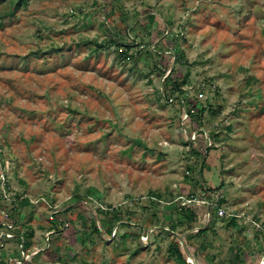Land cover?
I'll return each instance as SVG.
<instances>
[{"label":"rangeland","instance_id":"1","mask_svg":"<svg viewBox=\"0 0 264 264\" xmlns=\"http://www.w3.org/2000/svg\"><path fill=\"white\" fill-rule=\"evenodd\" d=\"M16 2L0 0V214L19 213L0 264H183L179 237L185 264L264 262V0Z\"/></svg>","mask_w":264,"mask_h":264},{"label":"trees","instance_id":"2","mask_svg":"<svg viewBox=\"0 0 264 264\" xmlns=\"http://www.w3.org/2000/svg\"><path fill=\"white\" fill-rule=\"evenodd\" d=\"M22 4H26V0H17L16 3H10V8H11L10 10H11V12L16 11V9L20 5H22ZM180 86H181V84L177 83L176 81H173L172 79H170L168 77L166 79H164V81H163V87H162V93H163L162 96H163V98L166 99V100H168V99H175V95H174V92L173 91L174 90L175 91L178 90L180 88ZM183 92H185V91H183L181 89V91L179 93H183ZM181 100H182L181 101L182 102L181 103V107H184L185 108V112H186L187 117L188 118H191L192 115L194 114V111H195V109H194L195 105L194 104H191V103H193V101H191L190 99H188V100L187 99L186 100L185 99H181ZM1 199H2V197H1ZM193 199H194V195H190L188 200L190 201V204H192V205H187V204L178 205L177 206V209L180 212H183V213L184 212H188L187 213L188 214V219L190 221H192L193 223H195V222H197V213H195V210L192 207H195L197 209H203V210H204V207L198 206V205H194ZM23 200H24V202L29 203V201L27 199H23ZM12 202H13L12 205H9V207L8 206L7 207L6 206H2L3 209L1 210L2 213L0 214V226L5 223L4 219L11 220L13 214H19V213H17L16 204L14 203V201H12ZM4 210L6 211V213H5ZM55 220H56V216H52L49 219V222H51L52 224H55ZM60 223L62 224V227L63 228H67L69 226V224L66 221H62ZM13 224H14V221H12V223H10V224L6 223L4 230L7 231V232L8 231L9 232H12L14 234L13 231L15 230V228L14 229H9L8 228L9 226H11ZM15 224H16V222H15ZM15 226L16 225H14V227ZM93 226H94V230L97 233H99L98 229L95 227L94 224H93ZM170 230L173 231L174 230V227L171 226L170 227ZM203 231H204V229H200V232H203ZM31 236H32V233L31 232L30 233H26V237L27 238H29ZM26 237L24 236L25 241H27L26 240ZM187 237H188V239H190L192 236L191 235H188ZM11 238H12V236H11ZM188 239L187 238H184L185 241H187ZM1 242H3L2 241V238H0V243ZM26 247H27V243H24V241L21 242V248H22V250H25ZM169 250H170L172 256H175L181 263L185 264V257L186 256L183 253V251H182V249L180 247V244L178 243V241L176 240V238H174L173 241H172V243L170 244Z\"/></svg>","mask_w":264,"mask_h":264},{"label":"water","instance_id":"3","mask_svg":"<svg viewBox=\"0 0 264 264\" xmlns=\"http://www.w3.org/2000/svg\"><path fill=\"white\" fill-rule=\"evenodd\" d=\"M179 243L181 245V247L184 249L187 257H190V254L188 253L187 249H186V246L184 244V241H183V238L182 237H179ZM260 264H264V262L260 263Z\"/></svg>","mask_w":264,"mask_h":264}]
</instances>
